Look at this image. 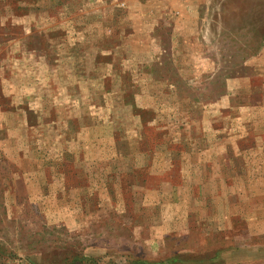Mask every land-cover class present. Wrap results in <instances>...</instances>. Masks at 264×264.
Wrapping results in <instances>:
<instances>
[{
	"label": "rangeland",
	"instance_id": "374dc122",
	"mask_svg": "<svg viewBox=\"0 0 264 264\" xmlns=\"http://www.w3.org/2000/svg\"><path fill=\"white\" fill-rule=\"evenodd\" d=\"M0 264H264V0H0Z\"/></svg>",
	"mask_w": 264,
	"mask_h": 264
}]
</instances>
